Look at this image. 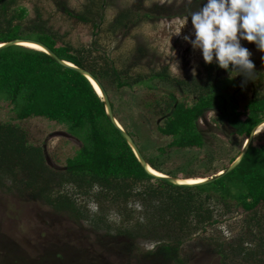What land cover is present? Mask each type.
<instances>
[{"label": "trees", "instance_id": "1", "mask_svg": "<svg viewBox=\"0 0 264 264\" xmlns=\"http://www.w3.org/2000/svg\"><path fill=\"white\" fill-rule=\"evenodd\" d=\"M17 3L18 0H0V44L13 39H32L61 60L85 68L104 88L114 118L130 135L146 163L159 173L179 179L217 174L238 157L252 128L264 120V94L258 92L264 77V56L262 65L254 64L252 86L246 83L238 91H235L237 83L245 78L235 76V71H232L234 78L224 70L215 81L203 85H198L200 81L191 76L170 75L165 67L133 76L130 68L120 73L104 55L90 57L87 51L61 42L55 34L39 26L22 29L15 20L23 17L25 9L11 10ZM199 3L201 0H190L186 9L193 10ZM97 7L87 4L82 11L75 12L62 3L64 14L93 27H97L96 18L102 20L97 16ZM127 17L130 14L120 12L114 27H124ZM136 51L144 53L141 47ZM187 86L195 91L194 95L185 89ZM0 99L13 115L9 120L0 119L3 191L40 198L53 211L68 212L74 218L86 220L89 216L72 195L55 186L72 185L96 203L99 197L110 194L112 202H122L124 217L119 209L120 219L114 222L115 227L104 225L105 232L133 239L143 236L145 229L149 232L154 228V232L163 233L166 238L165 242L159 239L163 243L157 244L155 251L170 258L183 242L220 224L222 220L218 217L228 216L233 208L243 215V232L232 238L237 246L233 247L232 239L212 241L215 238L212 234L201 236L202 242L223 258L232 256L240 258L243 264H264V139L258 135L252 137L238 164L219 179L196 186L174 185L144 170L130 145L110 123L104 101L91 82L81 73L58 64L42 50L22 45L0 49ZM210 109L217 111V119L233 129L239 141L235 152L217 166L202 165L193 171L164 169L158 157L171 152L201 151L199 160H207L198 121ZM37 117L65 129L81 143L63 163L57 160V168L46 160L44 141L34 138L26 127L17 123ZM144 145L150 154L149 150L141 149ZM94 185L100 191L93 192ZM133 195L153 202L143 206V217H133L127 212ZM166 216L171 218L168 223ZM95 221L105 220L91 216L90 222ZM179 262L184 264L182 260Z\"/></svg>", "mask_w": 264, "mask_h": 264}, {"label": "rangeland", "instance_id": "2", "mask_svg": "<svg viewBox=\"0 0 264 264\" xmlns=\"http://www.w3.org/2000/svg\"><path fill=\"white\" fill-rule=\"evenodd\" d=\"M189 1L18 0L11 10H18V7L25 9L23 17L15 20L22 29L36 25L55 34L61 42L87 51L90 57L104 55L110 65L120 73L130 68L129 73L134 76L165 67L170 75L179 78L191 76L200 81L198 85H203L207 81H215L224 69L215 63L206 64L200 50H194L183 39L192 30L190 18L181 32L175 34L180 30L189 11H198L201 6L199 3L195 9L188 11L186 4ZM62 3H66L75 12L82 11L87 4H92L93 8L100 5L96 14L102 20L96 18L94 22L97 27L88 22L77 21L63 13ZM120 12L128 13L130 17L124 21V27L118 29L114 26L115 18ZM242 44L252 52L251 59L254 64L257 67L262 65L264 52L254 43L242 41ZM138 47L144 53L136 51ZM262 72L264 74V68ZM243 81L239 80L235 91L240 90ZM247 83L252 86L250 80ZM185 89L192 92L188 86ZM258 92L264 94V77L258 86ZM2 102L0 99V119H12V112ZM217 114L215 110H205L198 121V129L205 142L202 151L207 155V160H199L201 151H177L160 155L158 162L161 166L167 170L193 171L202 165L217 166L226 161L235 152L239 141L233 134V129L225 121L217 119ZM17 123L26 127L34 138L44 141L42 147L46 160L56 168L57 160L63 163L66 157L75 152L76 146L81 144L74 135L58 126L56 128L51 121L42 117L18 120ZM256 135L264 139V127ZM144 136L148 137L145 134ZM144 146L141 149L148 151V146ZM55 187L72 195L77 205L83 208L85 215L89 216V220L74 218L64 211H53L40 198L20 195L13 190L3 191L0 188V264H181L179 260L184 264H243L237 257H221L201 239V236L208 237L212 234L211 236L215 235L212 241L227 239L228 242V239L242 234L243 215L237 214L233 208L228 216L222 219L218 217L222 220L220 224L209 227L205 233L199 231L194 234L170 258L155 251L157 244L163 243L159 239L165 242L166 238L163 233L154 232L152 227L149 232L145 229L143 236L133 239L116 232L114 236L105 232L102 228L104 225L114 226L121 214L124 217L122 202H112L110 194L99 197V211L91 213L87 205L93 199L89 195L80 193L72 185ZM150 201V198L142 199L133 195L129 198L127 212L133 217H143V206L153 203ZM137 203L141 205V210L136 209ZM119 209H122L121 214ZM110 215L113 217L111 220ZM91 216L103 217L105 221L91 223ZM170 220L166 216L165 222ZM233 239L231 243L236 247Z\"/></svg>", "mask_w": 264, "mask_h": 264}, {"label": "clouds", "instance_id": "3", "mask_svg": "<svg viewBox=\"0 0 264 264\" xmlns=\"http://www.w3.org/2000/svg\"><path fill=\"white\" fill-rule=\"evenodd\" d=\"M189 18L192 30L183 39L194 50H200L206 64L215 63L227 70L231 78L243 75L245 79L241 87L252 80L255 71L252 52L242 41L254 43L264 52V0H201L199 10L189 11L175 34L181 32ZM232 71H235V76H232ZM98 191L99 186L94 185L93 192ZM87 206L91 213L99 211V205L94 200ZM135 207L141 210L139 203ZM112 218L110 215L109 219Z\"/></svg>", "mask_w": 264, "mask_h": 264}, {"label": "water", "instance_id": "4", "mask_svg": "<svg viewBox=\"0 0 264 264\" xmlns=\"http://www.w3.org/2000/svg\"><path fill=\"white\" fill-rule=\"evenodd\" d=\"M20 42H33L38 44L39 46L42 47V51L48 53L49 55H51L53 57V59L60 65L66 67V68H70L72 70H75L79 73H81L82 75H84L92 84V81L97 85V87L99 88L100 92H101V97L102 100L104 101V105H105V110L106 113L108 115V119L110 121V123L120 132V134L122 135V137L126 140V142L130 145L131 149L133 150L136 158L138 159V161L140 162L141 166L144 168V170L150 174L151 176H153L154 178L157 179H163L165 181H168L174 185H186V186H196V185H201V184H207L210 183L216 179H219L220 177L224 176L225 174L229 173L240 161V159L242 158V156L244 155L245 151L247 150L248 145L251 142V139L254 135H256L259 130H257V126L260 125L261 123L264 122V120L260 121L256 126H254L252 128V130L250 131L248 138L246 139L240 154L238 155V157L224 170L218 172L217 174L210 176V177H206V178H202L203 180H200L199 182H195V183H180L179 178L176 177H172V176H168V175H164V174H159V173H154V171L151 170V168L149 167V165L146 163L145 159L143 158L141 152L139 151L138 147L136 146V144L134 143V141L132 140V138L130 137V135L119 125V123L117 122V120L114 118L113 112H112V108L109 102V98L104 90V88L102 87V85L98 82L97 79H95L85 68H81V67H77L75 65H73L72 63L66 62L64 60H61L58 56H56L50 49H48L45 45H43L42 43L32 40V39H13L10 40L8 42L2 43L0 44V49H3L5 47L11 46V45H22ZM24 46V45H22ZM91 79V80H90Z\"/></svg>", "mask_w": 264, "mask_h": 264}, {"label": "bare ground", "instance_id": "5", "mask_svg": "<svg viewBox=\"0 0 264 264\" xmlns=\"http://www.w3.org/2000/svg\"><path fill=\"white\" fill-rule=\"evenodd\" d=\"M20 43L22 45H24L25 47H28V48H33V49H38V50H41L42 49L41 46H39L38 44L33 43V42H20ZM91 81H92V86L94 87V89L96 90V92L99 95H101V92H100L99 88L97 87V85L93 82V80H91ZM263 127H264V122L257 126V130H261ZM151 170L154 171V173H159L156 170H153L152 168H151ZM159 174H161V173H159ZM200 180H203V179L200 178V177H198V178L196 177V178L179 179L178 182H180V183H195V182H199Z\"/></svg>", "mask_w": 264, "mask_h": 264}]
</instances>
